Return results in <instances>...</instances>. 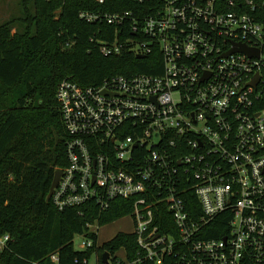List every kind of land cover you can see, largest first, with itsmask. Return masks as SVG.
<instances>
[{"label": "built area", "instance_id": "built-area-1", "mask_svg": "<svg viewBox=\"0 0 264 264\" xmlns=\"http://www.w3.org/2000/svg\"><path fill=\"white\" fill-rule=\"evenodd\" d=\"M163 1L156 15L130 27L136 38L100 48L111 56L129 45L144 58L158 50L159 75L57 86L67 165L50 199L58 211L133 199L132 264H264V0ZM128 16L79 15L114 26ZM240 46L253 54L225 56ZM162 205L176 236L154 226ZM218 227L228 234L204 238ZM78 236L80 251L96 243ZM10 242L0 235V253Z\"/></svg>", "mask_w": 264, "mask_h": 264}, {"label": "trees", "instance_id": "trees-1", "mask_svg": "<svg viewBox=\"0 0 264 264\" xmlns=\"http://www.w3.org/2000/svg\"><path fill=\"white\" fill-rule=\"evenodd\" d=\"M31 2L30 7L28 6ZM26 28L11 34L17 20L0 27V235L12 242L0 253V264H88L91 257L108 255L106 264H132L138 247L133 233H117L97 246L98 236L90 227L104 226L129 217L133 199H116L106 210L94 203L58 211L47 199L54 173L66 167L67 133L56 89L64 79L81 87L99 86L114 76L159 75L161 54L157 50L138 59L131 46L118 55L104 56L103 43L136 38L130 27L156 15L163 0H23ZM100 16L129 13L121 26L105 20L87 23L79 15ZM158 64L159 70H153ZM196 213L199 205L188 193ZM157 219L160 233L177 235L165 206ZM223 227L204 236L222 238ZM85 235L96 243L75 250L73 240ZM56 255V263L50 257ZM137 264H155L139 261ZM162 264H190L174 258Z\"/></svg>", "mask_w": 264, "mask_h": 264}, {"label": "rangeland", "instance_id": "rangeland-1", "mask_svg": "<svg viewBox=\"0 0 264 264\" xmlns=\"http://www.w3.org/2000/svg\"><path fill=\"white\" fill-rule=\"evenodd\" d=\"M23 0H0V27L7 24L8 22L15 21L13 27H11V34L19 30L26 28V24L18 21L23 17ZM29 7L31 2L28 3ZM97 227L95 228V230ZM98 239L97 246H101L103 243L111 240L117 233H132L133 222L130 217H124L118 221L106 224L97 229ZM80 237L76 236L73 240V247L75 250H79ZM98 255H94L89 260L88 264H97Z\"/></svg>", "mask_w": 264, "mask_h": 264}, {"label": "water", "instance_id": "water-1", "mask_svg": "<svg viewBox=\"0 0 264 264\" xmlns=\"http://www.w3.org/2000/svg\"><path fill=\"white\" fill-rule=\"evenodd\" d=\"M233 52H242V53H245L249 56H251L253 54L252 51H250L249 49H247L245 46H240L238 49H234L232 50L231 52H229L227 55L225 56H228L229 54L233 53ZM138 59H143L144 56H141V55H138L137 56ZM255 84V83H254ZM60 175H61V172L60 171H56L54 173V177H53V180H52V184H51V187H50V190H49V193H48V196H47V199H50L51 195H52V192H53V189L56 187L58 181H59V178H60ZM108 255L107 254H103L102 255V262L104 264H106L108 262Z\"/></svg>", "mask_w": 264, "mask_h": 264}]
</instances>
